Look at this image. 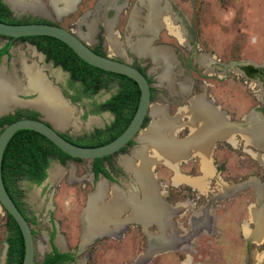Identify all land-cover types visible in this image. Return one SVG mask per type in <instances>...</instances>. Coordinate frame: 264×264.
Segmentation results:
<instances>
[{
	"label": "rangeland",
	"instance_id": "rangeland-1",
	"mask_svg": "<svg viewBox=\"0 0 264 264\" xmlns=\"http://www.w3.org/2000/svg\"><path fill=\"white\" fill-rule=\"evenodd\" d=\"M39 1L43 2V13L38 14L27 10L22 11L21 9L19 11H13L12 16L24 22H33L36 20L50 21L65 30L74 31L78 34H80V30L86 29L87 25H85L84 22L87 20H95V31L93 35L96 39L90 34L92 38L90 41H87L89 46H96L99 53L109 54V57L117 59L122 58L129 61L132 65L135 64L137 66L138 63L145 70L146 74L152 77L153 89L151 90L153 98L151 102V112L155 107L163 106L166 108L167 112H169V115L175 116L177 111L181 109L183 110V114L178 112L177 115L181 116L182 121V118H184L183 116L188 118L184 113V106L187 104L186 98L189 97L190 94H199L201 92L205 94L206 92L208 98H212L214 105L224 110L227 115L232 116L233 121L242 122V118L252 109L251 107H254L256 104V102H254V95L261 96L262 92H264V90L261 89L262 85H260V80L257 77H253L251 73H247V71H232L233 65L231 68L229 67L226 69V75L220 78L219 74L206 73L207 67L203 66L200 61L195 58L196 55L199 54L210 55L214 62L223 67L231 61H244L255 68L262 66L264 68V0H159L158 6L165 5V1L171 5L172 9L174 5L176 8L175 14L177 15L174 25H180L179 20L180 17H182L185 19V23L190 27L194 37V43L185 46L165 26H157L154 32L148 35L144 33L148 38L147 45L151 49L167 48L171 52V57L173 59L170 65L171 74L169 77V84L161 81L159 78L162 74L163 66L159 65V62L154 60L151 56L149 57V55H138L134 49L136 41L142 38V34L139 32L134 33L129 21L134 13V9H136V26L137 28L145 27V24H147L146 21L152 19V13H150L151 11L148 7L149 0H125L126 4L123 9L115 14L116 19L111 30L114 32V37L120 45V49H123V52L120 50L119 53L110 51L108 43L109 32L104 26L105 17L103 16L105 14L106 17H108L106 11L110 8V2L112 0H104L103 3H98L97 7H102L100 10H92L97 0H81L76 5L75 10L62 16H59L60 13L56 12L50 0ZM118 3L120 4L122 2L119 1ZM146 13L148 14L145 16ZM113 17L114 16H109V18ZM6 41V39L0 38V46L5 44ZM31 48L32 44L29 41H14L9 48L10 57L8 59H1L0 67L3 68L6 73L15 74L18 79L23 81V86L25 80L21 69V61L26 65H35L37 69L41 71L45 79L59 93V97L70 110V117L67 119L66 125H64L62 130H59L70 139L77 140L86 134H90L94 130H103L110 123L112 116L107 113L95 111V102L97 101L98 103L108 98L110 93L118 88V82L112 79L107 84V86H109L108 88L100 89L92 95H79L80 85L77 83V80L71 79L66 73L61 72L58 67H53L49 62L43 61L42 55ZM215 67L216 64L212 63L211 72L212 68ZM181 84H184L183 89L180 88ZM21 93L24 92H17L16 98H18L19 96L17 97V95ZM27 93L28 92L25 94ZM35 93L38 94L37 92ZM36 94L33 93L26 98L20 96L18 99L20 101L33 100ZM76 95H79V97L75 98ZM37 96L35 98H37ZM18 105L22 104L14 106ZM14 106H12V112L17 110H20L22 113L34 111L28 109V107ZM34 108H37L43 113L42 109L38 107ZM40 116L43 117L41 113ZM44 116L46 117L45 114ZM46 118L51 121L48 117ZM154 119L155 118L152 116L151 120L153 121ZM186 120L189 121V118ZM149 121L150 119H148L145 126H148ZM185 132V129L178 132L175 135V139H182L181 137L184 136ZM243 135H245L244 132L240 131L239 138L241 139L238 138V135H236V140L234 138L237 143L236 146L227 145L228 143L223 144L220 141L215 142V159L220 165L218 168L222 171L221 177L223 176L225 180H230L228 182L226 180V183H233L238 180L241 182L249 177L248 181L256 185L254 187L262 189L264 165L262 166L254 159L256 154L260 157L258 153L252 155V152H256V149L248 146L246 147L245 144H243L250 143ZM216 137L218 138L221 136L216 135ZM172 138L175 140L174 137ZM172 138L170 140H172ZM134 144L135 146L129 147V149H132L131 153H134L136 146H141V144L138 145L136 142H134ZM153 147L154 146H148L147 150L148 148L153 150ZM129 149H126L127 151L124 152V154L132 157L131 153H129ZM152 150L150 153L154 154L155 151ZM257 152H260L262 155L264 150L261 152V150L258 149ZM121 153L114 156V163L112 166L116 169H111V172L115 174L122 185L127 188L130 186V183L128 179H126V175L120 173V163H118L119 159L122 157L120 156ZM194 153L197 154L196 152ZM134 159L136 162H133L137 164L139 162L138 157L134 156ZM201 159L202 156L200 160ZM91 164L92 161L85 159L80 161L68 160L65 163L52 160L48 166V176L44 181L37 184L31 182L26 183V180L14 182L15 186L17 185L23 193V200H21L22 205L20 207L23 208L24 214L29 219L30 228L36 232L34 239V262H40L41 258L46 255V253L51 252V246L48 241L49 231L51 229L47 223L49 214L46 206L48 204L53 206V210L50 214L56 222L57 232L55 247L57 251H65L66 253L71 252L70 254H74V259L72 261H67L66 264H76V259H78L77 263L81 264L84 260L83 257H86L88 252H90V256L86 262L87 264H134L135 259L138 257L141 256L140 258L143 259L142 250L146 248V237L142 231L154 233L158 232L160 229V227L157 228L155 225L150 226L149 224L151 223H148L147 226L142 228L141 224L125 220L124 224L126 223L130 228L129 232L125 233V237L120 241L111 238L101 240V242L97 240L93 244L89 241L85 244L81 239H78L79 236H84V231L81 227L82 224L84 226L83 210L88 207L87 202L93 190L97 189H95L94 184H92L90 180ZM106 164H104L105 167ZM179 167L180 171L183 173L186 170L193 171L195 159L189 160L187 164L184 163ZM200 169L205 175L211 172V170L209 173L204 172L202 169V161ZM53 170L57 173L55 174ZM152 172L157 176L156 180L160 181L162 185H166L165 188L175 191H170L171 194L175 195L174 204H187V197L190 193H193V191H188L189 188L184 186V184H181L182 186H179L177 189L168 185L167 179L172 173L168 165L160 163L152 166L151 173ZM261 183L262 185H260ZM254 187L252 186L249 189L240 190L239 193L234 194V196H236L233 198L234 201L232 204L229 203L230 206L233 205L231 206L233 207V214H225L231 217V219H225L224 215L223 225L221 223L220 229L218 228V231L221 230V235L212 251L202 246L204 237H206L204 232L199 230L196 232L194 231V233L191 232L193 230L188 222L190 213L198 217L201 215L199 219L196 218L194 220V223H197L194 224L195 229L200 227L199 225L203 222H207V220L204 221L205 216L202 215L205 212L202 210L203 208L198 206L199 202L196 198V194H194L195 204L193 202V205L191 204L188 206L186 211L184 209L177 214L174 213L175 217L173 218V224L176 223L175 225L180 227L182 232L187 234H185L184 237L189 236L190 239H188L182 247L176 248L177 250L167 248L158 253L153 259V262H155L153 264H178V260L183 259L184 255L190 254V249L197 250V253L192 252L193 262L197 261L201 262V264H242L243 236L250 237L253 236V234L249 233V229L245 224L241 226L240 230L236 225V221L238 216L243 220V218L247 217V213L249 220L253 218L254 214H252V211L248 210V208L247 213L245 215L243 214V206L246 200L249 202L252 201L253 194L251 190ZM112 188L116 189V187ZM233 188L234 187H232V189ZM109 189H111V187ZM176 191L178 193H176ZM260 195H262V191H260ZM48 198L50 200H48ZM104 199L106 200L105 197ZM263 201L264 200H262V202ZM19 204L21 203L19 202ZM174 204L171 203L172 206ZM226 206H224L225 212H227L228 209ZM223 210L224 209H222V211ZM128 213L129 211L125 210L120 216V219H124ZM86 216L88 217V215ZM261 216H264V214L262 215L261 213ZM5 218L4 210L0 208V264H5L6 262L7 244L4 238L8 233L5 228ZM220 220L219 218V221ZM109 225H111V223L106 222V226L108 227ZM114 227L117 228L116 225H114ZM169 228L175 230L172 225ZM207 237L209 239L213 238L211 235H207ZM227 238L230 240L227 241ZM226 243H230V246L226 247ZM219 244L222 245L221 248ZM217 245L219 248H217ZM148 246L150 250L154 249L152 246ZM249 247L257 254L256 258L258 259L255 261V264H264V239L258 244L249 245ZM216 249L221 255L219 253L215 254ZM137 254L141 255L136 256ZM134 257V261L131 262ZM137 263L138 262L135 264Z\"/></svg>",
	"mask_w": 264,
	"mask_h": 264
},
{
	"label": "bare ground",
	"instance_id": "bare-ground-1",
	"mask_svg": "<svg viewBox=\"0 0 264 264\" xmlns=\"http://www.w3.org/2000/svg\"><path fill=\"white\" fill-rule=\"evenodd\" d=\"M7 1L14 11H19L22 9V11L27 10L38 14L44 12V9L42 7L44 6L43 2H40L39 0ZM77 1L78 0H50L51 5L55 8L56 12L60 13L59 16L68 14L69 12L75 10ZM117 1L118 0H112L110 2L111 6L108 9H113V12H115V14H117L119 10L123 8L126 4L125 0L120 4ZM103 2L104 0H100V3ZM158 2L160 1L149 0L148 7L151 11L150 13H152V19H148L146 21L147 24H145L144 28H137L136 26V9H134V13L130 18L129 24L130 26L132 25L134 33L139 32L142 34V38L138 39L135 43V52L138 55L142 56L149 55V57L151 56L154 60L158 61L159 65L163 66V71L159 78L161 81L169 84V77L171 74L170 65L173 59L171 57V52L167 48L151 49L147 45L148 38L146 35L150 34L151 32H154L157 26H165L178 38V40L182 44L187 45L189 44V41L188 36L186 34L187 29L185 27V19L180 17V20L178 19L180 25L175 26L174 23L177 19V15L175 14L171 5L167 1H165V5L163 7H160L158 6ZM115 14L113 15V18H109V16L106 17L105 14L103 17H105L104 26L109 32V49L110 51L119 53L120 50L121 52H123V49H120V45L114 37V32L113 30H111L116 19ZM94 21L87 20L86 22H84L85 25H87L86 29L84 28V25V30H80V34L76 32L78 36L83 38L85 41H90L92 38L91 35H93L95 31ZM198 61H200L203 66L207 67V72H211V65L212 63H214L212 57H209V55H200L198 56ZM21 62V69L23 73V78L25 80L24 86L22 85L23 81L18 79L15 74L6 73L2 68H0V114L3 111H7L9 109L11 110L13 108L12 106L17 104L30 105L33 106L31 108L36 110L38 109L34 107H38L39 109H42L46 117L51 119L52 123L54 124L53 126L60 130V128H63L64 125H66L67 119L70 117V110L68 109L64 101L59 97V93L50 85V83L45 79L41 71L38 70L35 65H26L23 61ZM183 87L184 84H181L180 88L183 89ZM20 91L24 92V95L25 92H30L32 94H36L35 92H37L38 94H36V96H38L37 98H35V96V99L33 100L20 101L18 98H16V93ZM209 105L210 104L208 102H205L203 100V95H198L190 101V104L188 106L184 107V113L189 118V121L187 123L189 126L188 129H190V139L188 141H190L192 147L195 148V151H198L202 156V169L205 173H209V171L212 170L210 168L211 166L208 158V151L210 150L213 138L216 137V135H219L229 142L233 141V130H231L232 127H230L226 119L223 118L222 113L215 112L212 106ZM38 111L42 113L40 110ZM152 112V116L155 119L153 121L151 120L152 122L150 121L151 124L149 125V127H147L144 131H141L139 136L137 137V140L139 141L141 146L136 148V150L134 151V155L135 157H138L139 162L137 164H132V162L124 156L119 159V163L124 166L125 170H127L131 175H135L138 181L141 182L142 186L146 190L145 194L155 193V184L151 178L150 173V165L153 161L160 160L168 165H172L177 157L186 156L188 153V143L187 146H181L179 143H176L172 138L174 137L176 130H178L177 128H180L181 126V116H168L166 108L163 106L155 107ZM43 113L42 115L44 116ZM242 132H244L245 135L243 136H245L246 140L250 142V138L252 136H255L258 131H255V129H250L247 131L242 130ZM171 138L172 140H170ZM148 146H154L153 150L155 151V154H152L153 156H149L147 154ZM256 157H258L261 162L264 163V157H262L261 155L259 157L257 154ZM53 172L55 174L57 173L55 170H53ZM201 179L203 178H200L198 181L196 180L197 182H199V187L203 185V181H201ZM232 187L233 186H230L228 188V186L225 185L224 189L225 191H230V188ZM104 190L105 184L100 183L97 186V192L94 193L89 199V204L86 208V215H88L87 220L89 226L87 227L88 229H86V233L84 232V236L86 237L91 235V233L94 234L102 230H107L108 227L106 226V222L111 221L114 223V225L117 226L118 213L120 212V210H122L124 204L126 205V200L123 194L117 188H112V196L108 201L105 200L103 197ZM150 204V209H147V207L143 210L132 209V215L141 214V217H144V215L148 214V212L150 211V213L154 216L155 221L160 224L162 222V217L160 213L162 212V209L156 205H153V203ZM146 210L149 211L145 214ZM132 215L129 216L131 217ZM256 223L257 226L255 229V233L252 231V234L254 237L260 238L263 235L264 227L261 224L260 220H257ZM167 227H171V224L163 226L162 223L160 230L161 228L166 229ZM160 232L162 233V231ZM150 240L152 242V247L154 248L153 244H155V242L157 241V245V243L161 241V234L159 233V235L150 236ZM170 242H173V240L166 241L167 244L164 243L161 247H168L167 245L171 246ZM176 244L177 243H175V245Z\"/></svg>",
	"mask_w": 264,
	"mask_h": 264
},
{
	"label": "flooded vegetation",
	"instance_id": "flooded-vegetation-1",
	"mask_svg": "<svg viewBox=\"0 0 264 264\" xmlns=\"http://www.w3.org/2000/svg\"><path fill=\"white\" fill-rule=\"evenodd\" d=\"M1 1L3 3H5L4 0H1ZM79 1H81V0H78L77 3H76V5L79 3ZM98 1L99 0H97V2ZM119 1L123 2L122 0H118L117 2H119ZM97 2H96V4H97ZM163 6H164V4H163ZM163 6L161 5L160 7H163ZM8 8L10 10V7L9 6H8ZM122 9L123 8H121L120 10H122ZM120 10H119V12H120ZM173 10L176 13V8L174 7V5H173ZM10 11H11V15H12L13 14V11L12 10H10ZM106 12H107L106 14L108 16H113L115 14V12H113V9H110V10H108ZM69 13H71V12H69ZM147 14L148 13H146L145 16ZM185 25H186V23H185ZM185 27L187 29L186 34L188 36V41H189V44H187L185 46H189V45H192L194 43V37H193V35H191V33L189 31V28L187 26H185ZM92 36L94 37V39H96L94 35H92ZM0 38H2V37H0ZM4 39H6L7 41H6L5 44H3L2 46H0V49L3 48V47H5L8 44H9V47L7 48L6 53H2L0 55V60L3 59V56H5L4 59H8L10 57L9 48L11 47V45L13 44L14 41H17V40H14V39H11V38H7V37L6 38L4 37ZM151 44H152V42H151ZM32 46L33 47L34 46L36 47L35 44L32 45ZM152 46H154V45H152ZM156 46H159V45H156ZM36 48H35V52L41 53L42 60L43 61L45 60L46 62H49L53 67H58L61 72H64V73H66V75H68L69 77H71L67 72L63 71L62 68L59 65H54L53 62H52V60H46L44 53H42L41 51L37 50ZM92 48L97 50L96 46L95 47H92ZM99 54H102V53H99ZM102 55H105V54H102ZM199 55H202V54H199ZM199 55H196V57H195L196 60H198V56ZM209 57H211V56L209 55ZM214 63L217 65L216 62H214ZM135 67H136V69L141 70L142 74H145L147 76L148 82L151 84V89H153L152 88V77H150L149 74H146L145 70L142 68V66L140 64L137 63V66L135 65ZM234 67L232 68V71H236V70L241 71V72L248 71L247 73H251V75L253 77H257L259 80H262L261 79L262 74L260 73L261 70L257 71L258 69H256L255 67L248 66V64H245L244 66H239V67L238 66H234ZM220 68L221 67H217L216 66L215 68H212V72H209L208 71L206 73L219 74L220 75V78H222V77H224L226 75V73H225L226 72V69L224 71H221ZM262 86H264V83L263 82H262ZM151 89H150V99L152 101L153 94H152V90ZM114 93H115V91L112 92V93H110V96L108 98H106L105 100L101 101V102H98L97 103V101H96L95 102L96 103L95 106L96 105L103 104L105 101H107L108 99H110L111 95H113ZM27 94H32V93L28 92ZM199 94H203L204 95V98H205L204 100L210 104L209 106H212V108H213V110L215 112L222 113V116L224 118V114H226V112L224 110H221L220 107L214 105V103L212 101V98H210V97L208 98V96L206 95V92H205V94H204V92H201ZM199 94L198 93L197 94H193V95L190 94L189 97L186 98V102H187L186 106H188L190 104V101L195 96H197ZM21 95H24V93H21ZM18 96L20 97V95H18ZM254 97H255L254 102H256V104H255L254 107H251V108L252 109H257L258 111L256 110V113H253V114L252 113H249L248 115H245L244 116V118H245L244 119V122L241 124L243 126H239L240 128H238V126L234 125L233 123H229L228 122V124H229L230 127H232L231 130H233V132L235 131L236 133H238L239 136H240V131H242V130H246L247 131V130H250V129H255V131H258L255 136H252L250 138V143H248V144H249V147L256 149V152H252V155L255 154V153H258V154L261 155V153L260 152H257V150L259 149V150H261V152L264 150V149H262V148H264V92H262V95L261 96L254 95ZM259 97H260V99H259ZM18 106H24V107L31 108V106H28V105H18ZM18 106H15V107H18ZM186 106H184V107H186ZM31 109H33V108H31ZM26 110H23V111H26ZM17 111H19V110H17ZM17 111H14L13 114H15V112H17ZM34 111L36 113H38V117H39L40 116V113L38 111H36V110H34ZM182 111L183 110L180 109V111L178 110L177 113L178 112L179 113L180 112L182 113ZM166 112H167V110H166ZM100 113H107V114L111 115L112 116L111 121L114 119V114L112 112H108V111L103 110V111H100ZM168 113L169 112H167V114ZM177 113H176V115H177ZM22 114H27V113H22ZM24 116H26V115H24ZM168 116L174 117L173 115H169V114H168ZM183 117H184V118H182V121L183 122H181L180 128H177L178 130H176V133L174 134V139H175V135L178 132H180L181 130H184V129L186 130L184 136L181 137L182 139L185 138L186 141H185V143L182 142L180 145L181 146H183V145L187 146V143H188V153H187V155L186 156H182V157H177L176 160H174V162H173L172 165H168L165 162L160 161V160L153 161L151 163V165H150V173H151L152 166H155V165L160 164V163H163V164L168 165V167L171 169V172H172L171 175L167 179L168 185L171 186L174 189H177L179 186H182L181 184H184V186H186L187 188H189L188 191H191V192L193 191V193H190V195L187 197L188 198L187 199V201H188L187 204H179V203L174 204V200H175L174 197H175V195L174 194H171V192H175V191H172L171 189L165 188L166 185H162L160 181L156 180V177L157 176L154 174V172L151 173V178H152V180H153V182L155 184V193L154 194H151V193L145 194V192H146L145 188L142 186L141 182L138 181V179L135 177V175H131L127 170H125L124 167H122L119 164L120 170H121L120 173H122L123 175H126V177H127L126 179H128V182L130 183L129 184L130 186H128L127 188L124 185H122V183L120 182L119 179H117V177L115 176V174H113L111 172V169H116V168H114L112 166V164L114 163V161H113L114 160V156L117 155V154H119V153H121V152L122 153H121L120 156H124V157L128 158L129 161L131 160L132 164H135L134 162H136V161L133 159V157L135 155H134V153L132 155V153H131L132 149H129V147L131 148V147L135 146L134 141L132 140L130 144L127 143L124 147H122L119 152L114 153V154L111 155L110 162L106 164V167L104 166V168L108 172V176L107 177H104V176H102L100 174H98L97 176H95V174L91 171V179L90 180H91V183L94 184L95 189L97 188V186H98V184L100 182H102V183L105 184L106 189L104 190V193L105 194H103V197H105L106 200H109L111 198V196H112L111 195L112 187H116L123 194V196H124V198L126 200V205L124 204V207L122 208V210H120V212L118 213V216H117V218H118L117 219L118 220L117 221V226L118 227L115 228L114 227V223H112L110 221L111 225L108 226V229L107 230H104V231L102 230V231H100L98 233H94V234L91 233V235H89L87 237L86 236H79V238H78L79 240L81 239L82 242L85 243V244L87 242H89V241L93 244L97 240H100L99 242H101V240L111 239V238H114V239L120 241V240L123 239V237H125V233L129 232V228H130V226H128L126 223L124 224L125 220H129V221H132L134 223L141 224L142 225V228L145 227V226H147L148 223H151V224H149L150 226H152V225L154 226L155 225L157 228L161 227L162 223H163V226L164 225H167V224H171L172 226H174V228H175L176 231L174 232V230H172V228H169V227H167L166 229H164V228L162 229L161 228V231H162V233L160 232V234H161V241L158 242L159 244L157 243V245H156V242H155V244H153L154 245V249H151V250L149 249L150 247L148 246V245L152 246V242L150 240V236L158 235L160 229H159L158 232H154V233H151V232L146 233L144 230L143 231L141 230L142 232H144V235L146 237V248H144L142 250L143 251V254L142 255L144 257L142 259V258H140L141 257L140 256L141 254H139V255L137 254L136 256H140V257H138L137 259H135V257H136L135 256L131 262H133L134 259H135L134 264L136 262H138L137 264H153V263H155V262H153V259H154V257L158 253H160L161 251H163L164 249H167V248L177 250L176 248L182 247L188 241V239H190L189 236L188 237H184V235L186 233L182 232V229H180V227H178V226L175 225L176 223L173 224V221H174L173 218L175 217L174 216V213L177 214L178 212H180V211H182L184 209L186 211V208L188 206H190L191 204L193 205V202L195 204V201H194L195 198L193 196H194V194H196V198L198 199V202H199V205L198 206L200 208H203L202 210L205 213L202 214V215L205 216L204 221L207 220V222L206 223L203 222L202 224H200L198 222L200 224L199 225L200 227H198V228L195 229L194 228V224H197V223H194V220L196 218L199 219L201 217V215H199V217H198L197 215H193L192 213H190V215L188 217V222H189V224L191 226V229L193 230V231H191L192 233H194V231L196 232L197 230L204 232V234H205L206 237H204V242L202 243V246L206 247L209 251H210V249L212 251L215 243H217V241H219L218 238L221 235V230L218 231V228L220 229L221 223L223 225L224 215L227 214V213L233 214V210H232L233 207H231L233 205L230 206L229 203L232 204V202L234 201L233 198L236 197V196H234V194L235 193H239L240 190H243V189H246V188L249 189L250 187H252V186L254 187L256 185L251 184L248 181V178L249 177L246 176L248 178L247 179H244L241 182H239V180H238V181H235V182L231 183V184H234L235 183V184H238V185L233 186L235 188L234 190L227 191L226 192L225 189H224V186L225 185H223V184H225V182H226L227 179L225 180V177H223V176L221 177L222 171H221V169L218 168L220 165L217 163V160L214 161V164H215V172L213 174L212 179L211 180H205L204 181V179L207 177V175L204 174L203 176H201V173H199V171H196L197 170L196 167L200 163L199 161H202V159L200 160L201 155H200V153L198 151H195V148H193L192 145H191V143H190V141H188L190 139L189 138L190 137V131L188 129V123H187L188 120H186L188 118H186L185 116H183ZM148 119H150V117ZM228 120L229 121H233L232 120V116L228 115ZM111 121H110V123H111ZM253 122H254V124H253ZM110 123L108 125H110ZM144 127H146V126H144ZM60 130H62V128H60ZM60 134L62 135V137L67 138L68 139L67 141H69V142L76 141V139H70L68 136L64 135L62 132H60ZM234 135H235V140H236V135L237 134H234ZM214 139H218L221 142L223 141L222 142L223 144L226 143V142H228V143H232L233 142V141L232 142H229V141H227V140H225V139H223L221 137H218V138L217 137H214L213 140ZM216 141L217 140L214 141L213 146H214V144H215ZM137 142H138V145H139L140 143H139L138 140H137ZM211 145H212V143H211ZM227 145H230V144H227ZM236 145H237V143L235 142V146ZM126 149H129L130 150L129 153H131L132 157L131 156H128V155L126 156V154H124V152L127 151ZM212 149H214V147ZM151 150H152L151 148H148V150H147V154L149 156H153L155 154V153L154 154L152 153L153 154L152 155L150 153ZM210 151H212L211 150V146H210V150L208 151L209 161L211 160V158H210V155H211L210 154ZM194 152H196L197 154H195ZM196 155H198V156L196 157ZM261 156H264V153H262ZM192 159H195V167H194V170L193 171L192 170L191 171H187V172H189V174L186 175V176L185 175H182L181 173H179V175H178L176 173V169H175L176 166H177V164L179 162H184V160L189 161V160H192ZM254 159L256 161H258L262 166L264 165V164H262L260 162V160L258 159V157L255 156ZM52 160H57V158L52 159ZM57 161L59 163H61L59 160H57ZM48 166H49V163H48V165H47V167L45 169V177L43 178L42 181H44L47 178V176H48ZM210 166H211V163H210ZM179 172H180V170H179ZM211 173H212V170H211V172L209 174L211 175ZM158 178H159V176H158ZM200 178H203V179H201V181H203L202 182L203 185L199 187V184H198L199 182H197V181ZM21 180L23 181L24 179H21ZM21 180L18 179L15 182H18V181L21 182ZM228 181H230V180H227V182ZM25 182L26 183H29L27 181H25ZM182 182H184V183H182ZM262 183H263V185H262ZM262 183L260 184V185H262V187H261L262 188V195L259 194L260 192H259V189L257 187L252 188L251 191H252V194H253V199H252L251 202H249L248 200H246V203L243 206V208H244L243 214L245 215L247 213V208H248V210H250V211L252 210L253 211L252 212L254 214L253 215V218H251L249 220L248 213H247V217L243 218V220L241 218H239V216L237 217L236 225L238 226V228L240 230H241V226L245 224V226H247V228L249 229V233H252V231L255 233V229H256V226H257V223H256L257 220H260L261 221V224L264 227V216H261V213H262V215L264 214L263 213V208H264L263 203H264V201L262 202V200H264V180L262 181ZM239 185H241L243 187L238 188ZM220 186H221L222 190H221ZM15 187L19 190V191L17 190L16 196L19 199V202L22 203L21 200H23V193L18 188L17 185ZM110 187H111V189H109ZM95 192H97V189L96 190H93V193L91 192L92 193L91 196ZM176 193H178V192L176 191ZM258 194L260 196H258ZM90 197H89V199H90ZM48 200H50V199L48 198ZM88 202H89V200H88ZM88 202H87V205H88ZM169 202H171L174 205L172 206L171 203H169ZM150 203H153V205H156V206H158V207H160L162 209V212H160L161 213V217H162V220H161L162 222L160 224H158L155 221L154 216L150 213L149 210H146L145 214L148 211L149 212H148V214L144 215V217H141V214H139V215L138 214L132 215V211H133L132 209H134V210L135 209H142L143 210L146 207H147V209H150L149 208V206L151 205ZM152 206H151V208H152ZM224 206H226V208H228L227 209V212H225ZM46 207H47V211H48V214H49V216L47 218V223H48V225L51 228L50 231H49V239H48V241L50 243L51 248L52 249H55V251L58 253L57 248L55 247L56 246L55 239H56V232H57L56 222H55V220L53 219V217L50 214L51 211L53 210V206L50 205V204H48ZM171 207H172V209H171ZM20 209L22 210V213L21 212L20 213L22 214V216L25 218V220L27 221V223L29 225L30 224L29 219L24 214L23 208L21 207ZM222 209H224V210L222 211ZM125 210L126 211L127 210L129 211L128 215L124 219H120V216L125 212ZM129 215H132V216L130 217ZM219 218L221 219L220 221H219ZM225 219H231V217H228V216L225 215ZM83 220H84L85 223H84V226L82 224L81 227H82V230L86 233V229H88L87 228L88 227V220H87V216H86V208H84V210H83ZM224 224H227V223H224ZM177 230H179V231H177ZM32 231H33L34 238H35L36 232L33 229H32ZM81 235H83V234H81ZM188 235H189V232H188ZM207 235L208 236L211 235V236H213V238H210L209 239L207 237ZM214 235H215V237H214ZM239 239H240V237H239ZM243 239H244V244H243V254H242L243 262H242V264H255V261H257V259H258V258H256L257 254L254 251L251 250V248L249 247V245L255 244V243L256 244L260 243L264 239V231H263L262 237H260V238H256L254 236L253 237L252 236H250V237L243 236ZM168 240H170V241L173 240V242H170L171 243V246L167 245L168 247H164V248L161 247L162 244L166 243V241H168ZM226 240L229 241L230 239L227 238ZM174 242L177 243V244L175 245ZM219 246L221 248L222 245L219 244ZM219 246L217 245V248H219ZM228 246H230V243H226V247H228ZM192 252L197 253V250L190 249V254L184 255V258L183 259L178 260V264H199V263L201 264V262H197V261L196 262H193V254H192ZM76 253H77V251H76ZM217 253H219V252L216 249L215 254H217ZM68 255L71 258L74 257V254L73 253L72 254L68 253ZM89 256H90V252L87 253V256L86 257L85 256L83 257L84 260L82 259L83 261L81 263L82 264H87L86 262H87ZM77 262H78V259H76V264H78ZM34 264H35V262H34ZM59 264H61V263H59Z\"/></svg>",
	"mask_w": 264,
	"mask_h": 264
},
{
	"label": "trees",
	"instance_id": "trees-1",
	"mask_svg": "<svg viewBox=\"0 0 264 264\" xmlns=\"http://www.w3.org/2000/svg\"><path fill=\"white\" fill-rule=\"evenodd\" d=\"M0 21L6 23H32L14 18L8 6L1 0ZM34 22L41 21L36 20ZM0 37L4 38V36ZM14 40L29 41L32 45L35 44L37 47L36 49L44 53L46 60H52L53 64L59 65L63 71L71 76V79L77 80V83L80 85L79 95H92L100 89L108 88L109 86H107V84L112 79L118 82V88H116L115 93L111 95L110 99L101 105L95 106V111L97 112L105 110L114 114V119L111 121L110 125L106 126L103 130H94L76 141H71V143L73 142L81 146H101L110 142V140L116 137L125 126L129 124L139 96L138 87L132 79L124 75L111 72L106 73L98 70V68L79 59L68 47L52 37H20ZM8 47L9 44L1 48L0 55L6 53ZM93 51L98 53L96 49H93ZM139 71L141 72V70ZM79 95H76L75 98H78ZM26 113V116H24L19 110L15 112V114L0 117V128H2L4 124L19 118L34 119L38 117V113L35 111H27ZM147 121L148 118H146L144 126ZM65 139L68 140L67 138ZM130 143L131 141L128 142V144ZM55 158L61 163H65L68 160H82L80 158H71L62 153L51 142L34 131L17 130L7 141L0 165L1 178L5 189L8 191L21 213L22 210L20 206L22 203L19 204V199L16 196L18 189L15 187L14 182L18 179H24L31 183H40L45 177V169L48 163ZM110 159L111 155L92 161L91 171L95 176L98 174L104 177L108 176L104 164L109 163ZM5 216V228L8 233L4 238L7 244L5 264H20L23 256L22 236L16 224L6 212ZM73 259V257L71 258L69 255L59 254L53 249V255L46 257L40 264H59L63 261H72Z\"/></svg>",
	"mask_w": 264,
	"mask_h": 264
},
{
	"label": "water",
	"instance_id": "water-1",
	"mask_svg": "<svg viewBox=\"0 0 264 264\" xmlns=\"http://www.w3.org/2000/svg\"><path fill=\"white\" fill-rule=\"evenodd\" d=\"M5 3L10 7V10L14 11L10 6L7 0H4ZM100 1L97 2V4ZM95 5L92 10H100L102 7H97ZM76 8V7H75ZM15 12V11H14ZM78 21V20H77ZM76 21V23H77ZM189 28L190 33L191 29ZM193 35V34H192ZM0 36L10 37L13 39L17 38H31L34 36H47L52 37L60 41V43L64 44L70 51H72L79 59L84 61L85 63L98 68V70L106 72V73H115L124 75L130 79H132L137 87H138V101L136 108L134 110V114L127 126L110 142L101 145V146H81L75 143H71L67 141L62 135L58 128H55L53 123L46 119L45 116H39L34 119L22 118L16 119L10 123L4 124L2 128H0V165L2 162L4 148L11 137V135L17 130H27L31 132H36L39 135L43 136L46 140L51 142L59 151L66 154L69 157L85 159L89 161H93L94 159H101L104 157H108L114 153L120 151L122 147H124L129 141L137 142V137L139 136L141 131H144L151 124L152 112H151V99H150V89L151 84L148 82V78L145 74H142L135 66H133L129 61L124 60L122 58H114L109 57L108 55H100L97 52L93 51V48L89 46V43L85 41L83 38L78 36V34L74 31H68L61 28L59 25L53 22H32V23H6L0 21ZM35 46H32V50L35 51ZM41 54V53H39ZM41 56V55H40ZM5 58V56H3ZM248 64L244 61H231L223 67L220 64L217 66L221 67L220 70L224 71L228 69L232 65L234 66H244ZM248 66L253 67L248 64ZM257 71L261 70L262 77L260 80V85L262 82L264 83V68L259 67L256 68ZM248 72V71H247ZM264 90V86H261ZM31 94L21 95L22 98H26ZM36 96V95H35ZM195 96V95H194ZM18 97V95H17ZM19 98V97H18ZM192 98V97H191ZM189 100V99H188ZM31 109V108H28ZM36 110V109H32ZM257 109H251L246 114L256 113ZM38 111V110H36ZM258 111V110H257ZM39 112V111H38ZM40 113V112H39ZM13 114L12 110L3 111L0 114V117L4 115ZM42 114V113H41ZM150 117V121L148 126L144 127V122L146 118ZM244 117L242 118V122L229 121V123H233L234 125H241L244 122ZM176 143L181 144L185 142L186 139H175ZM0 208L4 210L14 221L17 228L19 229L22 236V244H23V256L20 264H34V234L32 228L28 225L27 221L24 219L17 206L15 205L13 199L9 195L8 191L5 189L0 171ZM85 223V222H84Z\"/></svg>",
	"mask_w": 264,
	"mask_h": 264
},
{
	"label": "crops",
	"instance_id": "crops-1",
	"mask_svg": "<svg viewBox=\"0 0 264 264\" xmlns=\"http://www.w3.org/2000/svg\"><path fill=\"white\" fill-rule=\"evenodd\" d=\"M205 98L203 97V100H204ZM205 101V100H204ZM206 102V101H205ZM224 118L226 119V120H228V115H226V114H224ZM234 134H237L238 135V133H236L235 131H234V133H233V135H232V138H233V143L231 144V143H228V142H226V143H228V144H230V145H232V146H235V140H234V138H235V135ZM240 136L238 135V138H239ZM239 139H241V138H239ZM215 140H217V141H220V140H218V139H214L213 140V142H212V145H211V155H210V158H211V160H210V163H211V169H212V173H211V175L209 174V175H207V177L204 179V181L205 180H211L212 179V177H213V174H214V172H215V164H214V161H216V159H215V150L214 149H212L214 146H213V143H214V141ZM221 142V141H220ZM223 142V141H222ZM243 144H245V146L247 147H249V144L248 143H243ZM138 147V146H137ZM136 147V148H137ZM132 155H133V152H132ZM198 155H196V157H197ZM199 158V157H198ZM187 160H184V162H179L178 164H177V166H176V173L179 175V173H181L182 175H188L189 173H187V170L183 173L182 171H180L179 172V170H180V167L179 166H181V165H183L184 163H186L187 164ZM200 163H199V165L196 167V171H199V173H201V176H203L204 174H203V172L200 170V167H201V161H199ZM174 173V172H173ZM184 176V177H185ZM182 183H184V182H182ZM223 185H226V186H228V188L230 187V186H235V185H238V184H231V183H226L225 182V184H223ZM241 187H243V186H238V188H241ZM220 188H221V186H220ZM237 188V189H238ZM222 189V188H221ZM235 188H230V191H232V190H234ZM259 189V188H258ZM260 191H262V189H259V192ZM260 194V193H259ZM258 194V196H260ZM34 250H35V248H34ZM70 252V251H69ZM59 254H62L63 253V255H68V253H66L65 251H61V252H58ZM71 253V252H70ZM51 255H53V249L51 248V252H49V253H46V255H44L42 258H41V260H40V262H38V263H36L35 262V264H40L41 262H42V260H44V258H46V257H48V256H51ZM62 264H66L67 263V261H63V262H61ZM52 264H55V263H52ZM82 264V263H81Z\"/></svg>",
	"mask_w": 264,
	"mask_h": 264
}]
</instances>
